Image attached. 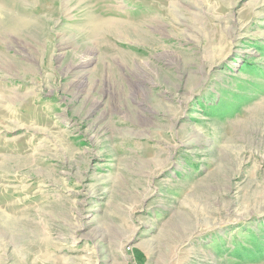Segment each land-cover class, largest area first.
I'll list each match as a JSON object with an SVG mask.
<instances>
[{
    "label": "rangeland",
    "instance_id": "1",
    "mask_svg": "<svg viewBox=\"0 0 264 264\" xmlns=\"http://www.w3.org/2000/svg\"><path fill=\"white\" fill-rule=\"evenodd\" d=\"M0 264H264V0H0Z\"/></svg>",
    "mask_w": 264,
    "mask_h": 264
},
{
    "label": "trees",
    "instance_id": "2",
    "mask_svg": "<svg viewBox=\"0 0 264 264\" xmlns=\"http://www.w3.org/2000/svg\"><path fill=\"white\" fill-rule=\"evenodd\" d=\"M251 241H253V244L255 245V249L259 248L258 251L261 250V248H260L261 246L260 245H262V244L259 243V241L256 239V237L252 238Z\"/></svg>",
    "mask_w": 264,
    "mask_h": 264
}]
</instances>
